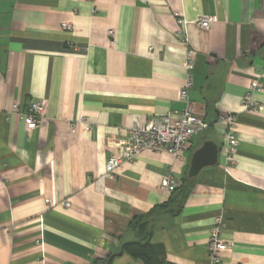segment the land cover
Segmentation results:
<instances>
[{"label": "crops", "instance_id": "crops-1", "mask_svg": "<svg viewBox=\"0 0 264 264\" xmlns=\"http://www.w3.org/2000/svg\"><path fill=\"white\" fill-rule=\"evenodd\" d=\"M190 52L189 96L210 127L181 159L145 151L101 186L130 130L183 109ZM33 100L46 116L28 131ZM229 116L239 142L230 158ZM206 141L220 148L218 165L190 182L177 215L152 219V243L172 264H210L220 226L233 247L219 264H264V0H0V264H144L111 257L141 239L134 221L178 197ZM166 177L178 191L162 189Z\"/></svg>", "mask_w": 264, "mask_h": 264}, {"label": "built area", "instance_id": "built-area-1", "mask_svg": "<svg viewBox=\"0 0 264 264\" xmlns=\"http://www.w3.org/2000/svg\"><path fill=\"white\" fill-rule=\"evenodd\" d=\"M212 21L213 18L210 17L200 18L198 25L207 30L210 28ZM177 23L180 27L179 34L184 35L187 22L180 16ZM110 35L113 36L111 32ZM185 67L189 71L190 77L186 86L179 92V99L184 104L181 112H179L177 117L167 114L130 130L127 137L120 140L117 144L119 154L108 158L104 172L98 180L101 186H104L103 184L106 180L115 179L123 165L132 164L145 151H165L177 159H181L193 138L210 127L205 119L195 111L193 102L189 96V90L193 82L191 72L194 70V54L191 52L189 53ZM259 87L260 85L257 81L252 82L250 85V92L242 100V108L245 111L254 112L257 110L256 105L252 101L251 92L259 89ZM18 110L19 107L17 105L14 106V111L17 112ZM24 116L27 130L32 131L36 129L39 122L46 116L44 102L31 101L28 104L27 112ZM226 122L228 123V132L225 135L226 155L230 158L237 152L239 144L236 133L237 118L235 116H229ZM88 130H91V128L88 127ZM178 184L171 177H166L162 180L161 187L171 194L180 187V184ZM66 205H69L68 202ZM221 228L220 226L214 228L208 243L210 264L221 263L223 255L233 247L232 242L221 237Z\"/></svg>", "mask_w": 264, "mask_h": 264}, {"label": "trees", "instance_id": "trees-1", "mask_svg": "<svg viewBox=\"0 0 264 264\" xmlns=\"http://www.w3.org/2000/svg\"><path fill=\"white\" fill-rule=\"evenodd\" d=\"M190 182L191 180H189L186 174V176L182 180V185L179 188L180 192L177 194L178 197H176V199H173L169 204L159 206L148 216L138 218L132 223V226L138 229V226L141 223L152 220L162 213L177 215L179 212V209L176 208V204H178L177 198L180 201H184L187 199L190 194ZM179 189L175 190L173 193H175ZM151 238L152 234L150 232H146V234L141 237L140 240L124 244L121 249L122 252L112 255L111 259L115 258L117 255H120L121 253H127L135 259L142 261L144 264H172L167 260L164 246L161 244L152 243Z\"/></svg>", "mask_w": 264, "mask_h": 264}, {"label": "water", "instance_id": "water-1", "mask_svg": "<svg viewBox=\"0 0 264 264\" xmlns=\"http://www.w3.org/2000/svg\"><path fill=\"white\" fill-rule=\"evenodd\" d=\"M220 148L212 141H206L198 150H196L191 158L189 170L187 176L189 180L197 178L200 173L208 168H212L218 165ZM153 220L145 221L138 226V235L143 237L149 225Z\"/></svg>", "mask_w": 264, "mask_h": 264}]
</instances>
